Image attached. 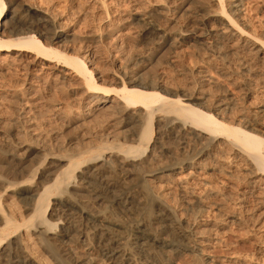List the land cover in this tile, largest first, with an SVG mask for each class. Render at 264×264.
<instances>
[{"label": "bare ground", "instance_id": "bare-ground-1", "mask_svg": "<svg viewBox=\"0 0 264 264\" xmlns=\"http://www.w3.org/2000/svg\"><path fill=\"white\" fill-rule=\"evenodd\" d=\"M95 1L109 16L105 3ZM243 5V0H201L182 6L186 23L174 31L158 25L172 14L164 3L132 18L145 45L155 41L175 45L190 35L196 42L242 40L248 37L240 26ZM19 9L21 13L0 0V58L23 62L34 55L39 72L60 84L67 78L79 82L81 107L102 117L95 121L101 135L83 154L52 160L46 150L30 143L24 151L44 157L37 154L43 163L36 168L0 143V264H174L173 254L188 257L191 264H217L205 254L210 241L200 214L204 191H194L198 185L193 178L207 168L203 161L210 157V170L236 184L241 175L256 178L247 183L238 201L255 196L262 201L264 134L251 131L249 113L240 107L242 113L234 115L238 106L232 97L210 101L189 91L177 95L158 77H130L124 67L140 60L138 54L128 57L117 72L95 78L87 65L89 54L68 55L42 43L48 34L52 36L48 41L57 42L69 36L50 11L24 2ZM8 29L12 38L4 39ZM252 40L257 48L254 59L264 63V39ZM258 125L264 129V123ZM0 134L9 144V132ZM189 144L196 149L193 156ZM163 156L168 159L163 161ZM128 180L137 188H129ZM172 188L180 190L179 210L192 214L191 220L170 206ZM126 221L134 225L129 227ZM231 221L240 222L235 216ZM229 260L220 264H231L237 257Z\"/></svg>", "mask_w": 264, "mask_h": 264}, {"label": "rangeland", "instance_id": "rangeland-1", "mask_svg": "<svg viewBox=\"0 0 264 264\" xmlns=\"http://www.w3.org/2000/svg\"><path fill=\"white\" fill-rule=\"evenodd\" d=\"M99 1L105 3L109 16L102 13L95 0H4L7 5L11 3L14 11L20 10L22 2L50 11L57 19L62 33L69 36L58 42L51 39L49 43L48 39L52 36L48 34L49 38L43 36L46 43L43 42L44 39L41 40L42 43L68 55L89 54L87 65L95 78L117 72L119 67L126 65L125 61L138 54L142 56L140 60L124 67L130 77L140 74L158 77V81L177 95L189 91L194 97L207 96L210 101H218L225 96L232 97L238 106L234 115L239 116L242 113L239 108L242 107L249 113L251 131L264 134V129L258 125L264 123V63L254 59L253 54L257 48L252 40L264 39V0H243L240 26L248 37L214 43L208 38L196 42L193 41L194 36L190 35L188 40L185 39L188 43H181L179 40L176 46L165 41L141 44L137 37L140 26L132 16L143 14L146 9L164 3L172 8V14L169 13L166 19H160L158 25L164 30L174 31V28L186 23L181 9L201 0ZM9 18L11 17L7 20ZM2 37L12 38L11 31L8 29ZM35 61L34 55H28L23 62L0 58V132H9L11 144H5L7 138L4 139L1 134L0 143L3 147L7 146L6 149L24 156L26 164L33 168L42 164L44 157L43 153L35 155L25 152L28 146L33 144L38 149H44L42 151L46 150L48 160L82 153L88 145L92 147L97 144L95 136L101 133L97 122L102 118L81 107L83 89L79 82L67 78L65 84H60L46 72H39ZM100 83L102 82L99 81L98 84ZM197 103L203 104L201 101ZM58 107L59 111L56 110ZM260 110L263 113H258ZM109 130L102 134L105 135ZM123 137L119 136L120 139ZM188 146L192 148L189 154L193 156L196 149L190 144ZM189 147H186L187 150ZM37 154H41L42 158H38ZM167 159V156L162 157L163 161ZM205 159L203 163L207 168L196 173L193 178L198 185L194 191H204V206L200 214L201 220L207 225V228H203L207 229L210 241L204 247L205 254L217 264L225 263L232 255L237 260L231 264H264V197L260 203L256 196L249 197L242 203L238 201V196L245 190L247 183L256 178L241 175L239 184H236V181L227 179L225 175L210 170L213 159ZM173 177L177 178L178 175ZM126 185L133 187L132 189L137 188L134 181L129 183L128 180ZM170 191V206L184 218L191 220L192 214L179 210L180 190L172 188ZM234 216L240 222L233 223L231 217ZM125 224L131 227L134 222L128 221ZM222 224H225L224 228H218ZM171 257L174 264H191L184 255L173 254Z\"/></svg>", "mask_w": 264, "mask_h": 264}]
</instances>
